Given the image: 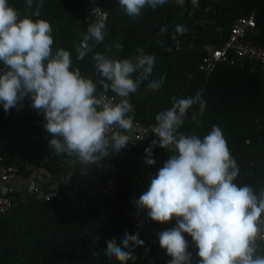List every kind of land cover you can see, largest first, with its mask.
I'll use <instances>...</instances> for the list:
<instances>
[{
    "label": "trees",
    "instance_id": "1",
    "mask_svg": "<svg viewBox=\"0 0 264 264\" xmlns=\"http://www.w3.org/2000/svg\"><path fill=\"white\" fill-rule=\"evenodd\" d=\"M227 1L228 4L221 5L199 0V7H193L191 0H185L183 5L176 0H166L155 10L146 6L138 17L132 18L125 14L118 0H103L107 11L105 40L100 44L90 40L92 51L82 61L76 59V48L88 28L84 20L85 0H42L39 18L48 20L53 27V53L59 48L69 50L73 68L78 67L83 76L97 82L98 93L102 89L92 61L95 52L110 58H129L141 48L146 54L154 55L156 63L149 80L142 81L136 93L130 94L132 114L142 122L155 125L158 113L172 108L175 100L195 96L199 91L204 107L197 102L189 108L178 131L203 138L213 125L219 126L240 169L234 183L250 185L259 192L264 188V66L217 64L206 77L197 68L207 51L223 42L234 18L251 10L255 25L246 38L264 45V0ZM9 3L22 16L27 14L26 0H9ZM178 24L185 26L186 33L175 32ZM165 26L167 31L161 34L160 29ZM176 35L193 38L182 53L174 40ZM116 44H122L123 48L117 49ZM3 67L0 61V70ZM164 74L162 87L147 88L150 80ZM107 94L115 96L111 91ZM44 124L43 114L31 107L28 96L8 112L0 103L3 163L23 178H28L35 169H42L49 179L46 182L33 180L45 187L58 185V178L64 177L70 166L64 160L53 158L48 143L51 134ZM153 140L157 141L152 147L155 163L145 181L136 183L118 178L116 188L103 193V179L95 171V162L87 164L76 204L37 199L26 188L10 193L13 204L0 214V264H120L115 257L106 256L104 240L113 230L123 231L131 226L135 201L148 189L151 178L171 155L159 146L156 134H150L145 142L151 145ZM104 158L111 159V151ZM165 223L171 229L176 226V218ZM183 235L189 244L191 264H198L201 259L198 249L189 234ZM122 239L115 238L117 245H121ZM141 240L144 244L133 252L135 261L129 260L127 264L148 261L168 264L171 257L159 240L148 241L143 237Z\"/></svg>",
    "mask_w": 264,
    "mask_h": 264
},
{
    "label": "clouds",
    "instance_id": "2",
    "mask_svg": "<svg viewBox=\"0 0 264 264\" xmlns=\"http://www.w3.org/2000/svg\"><path fill=\"white\" fill-rule=\"evenodd\" d=\"M183 5L185 0H176ZM166 0H118L129 17L135 18L146 6L153 10ZM199 7V0H191ZM35 5V6H34ZM42 0H26V13L0 0V103L5 112L17 106L28 96L31 107L44 116L45 129L51 134L49 147L56 155H76L84 164L95 163L119 152L131 140L134 127L133 105L130 94L136 93L140 83L149 80L156 57L137 48L129 58L109 57L102 52L92 55L99 86L91 77L73 68L71 52L59 48L53 53V27L41 16ZM32 17H36L33 19ZM167 27H162L164 34ZM183 25L175 32L186 33ZM106 24L88 25L86 34L76 48L78 61L92 51L90 40L103 43ZM122 49V44H116ZM170 51L171 49H167ZM166 74L150 80L147 88L156 90L163 86ZM111 91L119 100L110 99ZM199 102L204 107L201 93L174 101L173 107L155 117L152 133L159 137V146L170 153L169 159L151 178L148 189L136 204L147 209L154 221L165 223L176 218V226L158 234L159 244L171 257L168 264H191L188 241L191 236L198 264H264V188L259 192L250 185L238 186L240 169L232 156L221 128L213 125L203 138L185 135L178 131L184 123L187 110ZM116 129H119L116 130ZM153 140L145 149V162L155 163ZM131 245L142 246L139 233L125 235L121 245L115 240L106 241L105 254L115 257L120 264L135 261Z\"/></svg>",
    "mask_w": 264,
    "mask_h": 264
},
{
    "label": "built area",
    "instance_id": "3",
    "mask_svg": "<svg viewBox=\"0 0 264 264\" xmlns=\"http://www.w3.org/2000/svg\"><path fill=\"white\" fill-rule=\"evenodd\" d=\"M84 12V20L87 26L95 22H104L107 17V11L104 8L103 0H85ZM254 25L253 10L246 14L236 16L230 24L223 42L218 47L210 48L198 62V71L206 77L217 64L231 65L237 63L239 65L249 64L251 68L254 66L263 67L264 45L254 43L246 38V34ZM100 93L101 92L98 94ZM106 96L110 99L119 100V97L114 95L106 93ZM129 115L133 114L129 113ZM133 123L134 127L130 131L131 138L136 145L142 146L146 138L152 134V127L154 124L142 122L141 119L136 116H134ZM116 130L119 131V129ZM2 155L3 154L0 152V214L7 212L13 204L10 193L19 191L9 185L10 179L13 178L15 174L3 163ZM88 167L87 164L79 166L63 185L44 187L39 184L30 183L26 189L33 193L37 199L66 200L76 204L78 203V192L83 185L84 176ZM95 171L103 179V193H108L116 188L119 178V166L112 158H104L98 161L95 164ZM136 201L134 203V219L129 228L131 234L139 233V239H141L142 232L152 224L153 220L147 215V209L138 208ZM80 204L84 205L83 202H80ZM258 241L264 244V241ZM130 250L132 252H137L138 246L130 244ZM137 264L149 263L139 262Z\"/></svg>",
    "mask_w": 264,
    "mask_h": 264
},
{
    "label": "crops",
    "instance_id": "4",
    "mask_svg": "<svg viewBox=\"0 0 264 264\" xmlns=\"http://www.w3.org/2000/svg\"><path fill=\"white\" fill-rule=\"evenodd\" d=\"M213 3L217 4H228L227 0H211ZM203 25H206L203 23ZM191 37H182L180 35H176L174 40L177 42L178 46V51L181 53L184 52L185 50L188 49V45L192 42ZM184 45V46H183ZM186 45L188 47H186ZM130 137L129 143L122 148L119 152L111 150V155L112 159L118 164L119 166V173L118 177L120 179H123L125 181L133 180L136 183L145 181L148 176H149V171L152 168V165H149L145 162L147 154L145 153V149L149 147L150 144L144 142L142 146L136 145L132 138L130 132L127 133ZM51 149V148H50ZM51 154H53V158L58 159V160H64L68 162L69 166L68 173L64 177H59L57 180L58 185H63L65 182L68 181L70 178L72 171L74 168L79 167L84 165L79 158L76 155H66V154H61V155H56L53 153V150L51 149ZM155 160V155L153 154L152 151V157ZM38 179L39 181L46 182L48 178L47 174L42 170V169H35L32 171L31 175L28 178H23L19 175H16L10 179L9 185L16 188L17 190L27 188V186L30 183H34L33 179ZM39 184V183H35ZM40 185V184H39ZM169 225L167 223H161L154 221L152 224L146 228L142 232V237L145 238L148 241H154V240H159L158 234L164 230H167ZM125 232L128 234H131L130 228L123 230V231H118V230H113L111 236L104 240V244H106V241L108 240H115L117 237H124ZM257 243L261 246V248H264V244L257 241ZM149 264H152L151 261H148Z\"/></svg>",
    "mask_w": 264,
    "mask_h": 264
},
{
    "label": "rangeland",
    "instance_id": "5",
    "mask_svg": "<svg viewBox=\"0 0 264 264\" xmlns=\"http://www.w3.org/2000/svg\"><path fill=\"white\" fill-rule=\"evenodd\" d=\"M207 7L210 8L209 6H207ZM203 23L206 24V26H209V25H210V23H208V22H203ZM82 38H83V37H82ZM191 38H192V37H191ZM192 39H193V38H192ZM192 39H191V40H192ZM81 40H82V39H81ZM178 44H179V43H178ZM189 45H190V44H189ZM189 45H188V46H189ZM178 46H179V45H178ZM183 46H184V45H183ZM188 46L186 45V47H188ZM188 48H189V47H188Z\"/></svg>",
    "mask_w": 264,
    "mask_h": 264
}]
</instances>
